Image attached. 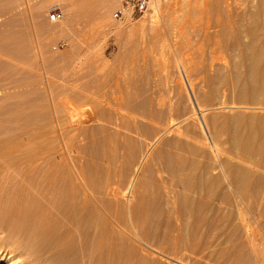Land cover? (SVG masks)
Returning a JSON list of instances; mask_svg holds the SVG:
<instances>
[{
  "label": "rangeland",
  "instance_id": "obj_1",
  "mask_svg": "<svg viewBox=\"0 0 264 264\" xmlns=\"http://www.w3.org/2000/svg\"><path fill=\"white\" fill-rule=\"evenodd\" d=\"M253 2L160 0L156 10L120 22L111 16L117 0H0L2 155L11 159L31 150L41 157L37 163L43 168L47 163V167L65 166L70 178L81 171L84 181L100 185L98 197L107 198L101 185L119 191L112 202L113 221L97 213L95 225L100 228L83 245L81 264H92L99 250L90 242L103 236L110 223L112 241L124 253L122 264H263L253 257L247 242L240 249L247 253L244 260L227 256L236 241L217 240L211 245L205 240L196 245L184 227L195 210L174 196L182 190L179 179L190 178L202 166H218L225 153L251 160L230 148L225 131L229 118L239 112L244 123L251 120L252 109L264 115V100L252 102L261 106H252L235 93L246 82L243 59L251 54L247 52L264 47L263 29L258 23L251 29ZM54 5L60 14L50 21L49 8ZM250 29L256 30L255 36ZM253 41H258L256 46ZM234 103L237 113L229 110ZM246 131L243 125L240 132ZM21 166L18 172L28 168ZM178 166L185 168L183 175L176 172ZM1 170L6 173H0L1 186L7 184L3 193L12 195L11 186L19 181L26 186L21 184L22 173V179L12 173L16 169ZM208 171L224 186L217 192L225 193L222 176L217 170ZM10 174H16L18 181L14 176L17 182H13ZM263 175L260 166L243 192L230 187L232 200L241 202L239 197H245L242 207L250 225L259 221L252 225L258 228L254 243L259 245H264L258 225L264 226V184L259 181ZM71 179L78 182L77 176ZM5 202L7 207L1 202L0 210L16 205ZM199 212L211 220L213 213L218 214ZM3 223L0 214V264H21L16 238ZM204 231L207 240L216 237ZM107 236L104 241L111 240Z\"/></svg>",
  "mask_w": 264,
  "mask_h": 264
},
{
  "label": "bare ground",
  "instance_id": "obj_2",
  "mask_svg": "<svg viewBox=\"0 0 264 264\" xmlns=\"http://www.w3.org/2000/svg\"><path fill=\"white\" fill-rule=\"evenodd\" d=\"M159 1L160 0L153 1L152 3L153 11L156 10V8H158ZM254 1L255 2H253L254 3L253 11L250 12L252 13L250 14L251 21L253 20L251 22L252 27L251 26L250 27L251 29L253 27H255L256 29V26L260 25V27L263 29L262 32L264 33V11H262V9H264V0H254ZM254 21L255 22L257 21L256 25L254 24ZM257 23L259 25H257ZM253 24L255 26H253ZM258 28L259 27H257V29ZM255 29L254 32L253 30H251L253 32V35L256 32ZM259 34L260 33H258V35ZM251 35L252 33H250L249 37H251ZM260 36L262 35L260 34ZM252 40L249 41L251 42ZM260 41H262V39ZM255 42L258 41H253V43ZM247 44L246 46H248ZM241 46L240 48H242ZM254 46H256V43L254 44ZM251 47L252 46H250L249 48ZM261 47H260V51L259 49L258 51L257 50L254 51L255 47H253V51L247 50L248 51L247 53L250 52L251 54L246 55V57H244L245 59H243L244 61L241 59L246 64V68L244 67V69L246 71L247 78H245L246 80L244 81L246 82L244 83V86H242L241 89L238 88L237 90L235 88L237 90L235 91V93L238 94L240 99L243 100V98L244 99L246 98L251 103L252 102L261 103L264 100V47L263 48ZM235 72H236L235 77L238 78L239 71L237 70V68ZM237 86L239 87V84ZM236 103H234L233 107L231 105V108L229 110H233V111L235 110L236 112L237 109L234 108ZM251 103L250 105L252 106L259 105V103L258 104L256 103L251 104ZM261 110L263 111V109ZM251 111H252L251 114L248 115V117L251 120L246 123L243 122L245 116H243L242 113H241L242 115L240 114L239 111H238L239 113L236 112L237 114L234 113L235 115L229 118L230 124L228 125V127H226L227 130L225 131V133L228 132L229 135L230 148L233 149L237 154L238 153L248 154L251 160L243 161V159L236 154L234 155L232 154V156H230L231 154H229L228 156V154L225 153L224 155L226 156L223 157L222 163L219 164L218 166L215 167L212 165L202 166L199 168L197 174L194 175L193 173L192 176L191 174H189L191 176L190 178L179 179L178 184L182 190L180 191V193H176V195H174L175 194L174 193L173 195L175 197L179 196V199H181L186 203L185 205L189 206L190 208H194L195 210V214L193 215V220L191 222L185 221V224L182 223V225L184 224V227L187 228V230L189 228V230L192 232L191 239L196 240L195 242L196 245H199L205 240L211 245H213L214 241L217 240H218L217 243L219 244H225V243H230L232 241L234 242L236 241L234 243L235 246L233 245L234 246L233 251L231 253L229 252L230 254H228L227 256L231 260L233 259L241 260L242 257L246 258L247 253L245 254L244 251L242 250L240 251V249H242L245 246V242H247V246L249 245V249L250 252H252L251 254H253V257H255L256 260L264 264V245L263 244L259 245L258 243H254L256 241V238L258 237L257 234L259 232H257L258 228L255 229L254 227H252L253 224L257 222L259 223V221L257 220L256 222L255 220V223L250 225L251 223H249V221L245 218L246 214L242 207V203L245 197L243 195L239 197V200L241 202L236 201V199L232 200L231 198L232 192L230 190V187H236L241 192H243L245 187L249 184V182L252 179L253 170L255 168L260 169V166L264 167V158H263L264 157V120H262L264 119V117H262L264 115L260 114L261 112L257 113L258 110L255 109H252ZM243 125L247 128V131L245 133L240 132V129ZM167 128L170 129L169 125ZM5 142L6 141H4V143ZM230 148L229 151L231 150ZM9 150L12 151V149ZM6 151L7 148L4 150V152L6 153ZM22 151L23 154L19 150L22 156L20 157L14 156V158L10 156L11 159L9 157L7 158L6 155L3 156L2 152L0 151L1 169L6 166L8 172V167L12 171L13 169L14 170L19 169L17 167L18 166L20 167L21 165H25L26 168L28 167L27 170H25L26 172L24 171V168H22L23 170L22 172L20 171L18 172V170L16 172L11 171L12 173L19 174V179L22 173L23 179L22 177L21 179L23 181L21 182V184L22 183L26 184V186L24 184L19 185L20 181L17 182L18 181L17 175L16 174L14 175L16 176V180H17L15 181L14 180L15 177L12 176L13 174H10L11 178L14 177L13 182L18 183V184L14 183L17 186H15L14 184H12L11 186L12 182L9 184L11 187L13 186L15 187L13 189L12 188L10 189L8 186L10 190H13L12 195L11 194L8 195L9 191L5 193L7 189L6 188L7 184L6 182H4L5 185L4 193L5 195L7 194L10 197L8 196L6 197L4 195L2 191V189H4L3 184L1 186L0 183V187H2L0 188V191H2L0 192V203L4 202V204H6L5 201H7L8 205L10 204V202L12 204L13 203L16 204L14 205V207H11L10 204V206H8L9 207L8 209L7 208H5L4 210L1 209L0 214L4 221L3 227L6 228L10 232V234L16 238L15 245L17 246L16 248L18 249L17 255L23 256L21 260V264H33V263L34 264H81V260L85 259V258L82 259L81 257L82 248L85 247L83 245L86 244L87 238H89V234L97 233L98 232L97 228H100L95 225L96 223L95 220L98 219L97 213L101 211L105 214L104 216H107L108 219L113 221L114 215L111 213L113 208L112 202L115 200V196L117 195L116 193H118L119 191L117 192L113 190L110 184H108L110 185L109 187L106 185L107 186L106 188L105 185H101L104 188L103 192H105V196H107V198L98 197L96 196V193L97 190L101 188L100 185L92 180L86 181L85 179L84 181L83 177L80 176L81 171H79L80 173L77 172L76 175L78 177V182H73L71 178H75L76 176L70 178V174L67 173L68 172L67 167L60 165L47 167L49 165V163H47L46 166L47 168L46 167L43 168L41 167L42 165L41 163L39 164L37 163L41 157L36 152L29 153L31 150H29V152L28 150L26 151L22 150ZM217 151L219 150L217 149ZM47 158L49 159V154ZM144 159H145V155H143L140 163L144 161ZM242 162H244V164ZM184 169L185 168H182V166H178L176 172L182 173ZM208 169L217 170V174L222 176L223 180L226 182L227 191L225 193L221 194L217 192L216 188L218 186H222V187L224 186L221 183V181L217 179L218 175L214 173H210ZM10 170L9 173H11ZM86 170H88V168ZM30 171L32 173H30ZM1 172L2 170L0 171V173ZM4 172H2L3 173L2 176L6 175V173ZM0 181H2V179ZM259 181L260 184H264V175L261 177ZM132 183L133 182L131 180V184ZM170 193L172 195V191L167 193L168 196L170 195ZM213 201H217L216 203L217 205L214 204ZM5 206L7 207V204L4 205L3 207ZM199 211H205L207 213L216 211L215 213L218 214L210 213L214 215L212 216V218L213 217L214 218L211 220V218L210 219L206 218L205 214L204 215L199 214L200 213ZM258 225H259V229L264 233V226L261 225V223ZM110 226H112V223H110ZM110 226L104 227L105 231L103 232V236L100 235L101 237L100 238L97 237V239L93 238L96 240L90 242L95 247H98L97 250H99L98 252H96L97 256L93 254L95 258L92 259L94 260L92 264H117V262L119 261H121L119 262V264L120 263L122 264V261L124 260V253H122V251L120 252V250L118 251L115 247L116 244L112 241L114 236L112 237V234L110 233H113L112 232L113 226L112 227ZM204 230L212 231L216 235V237L214 238L212 237L207 240L205 236H203ZM100 232L102 231L100 230ZM105 235L106 236L111 235L109 236L111 240L104 241L103 239H105L104 238ZM221 235H223V237ZM192 236H194V238H192ZM91 237H93V235ZM202 238L205 239L203 240ZM182 241L184 242V240ZM86 249L87 248H85L84 253L87 255ZM93 251H96V249ZM89 256L94 257L92 256V254Z\"/></svg>",
  "mask_w": 264,
  "mask_h": 264
},
{
  "label": "built area",
  "instance_id": "obj_3",
  "mask_svg": "<svg viewBox=\"0 0 264 264\" xmlns=\"http://www.w3.org/2000/svg\"><path fill=\"white\" fill-rule=\"evenodd\" d=\"M154 0H117V6L113 9L111 16L120 22L140 18L152 10ZM50 21H56L60 10L56 5L49 8Z\"/></svg>",
  "mask_w": 264,
  "mask_h": 264
}]
</instances>
